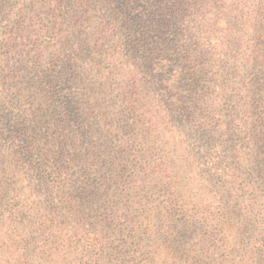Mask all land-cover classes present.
<instances>
[{"label": "trees", "instance_id": "trees-1", "mask_svg": "<svg viewBox=\"0 0 264 264\" xmlns=\"http://www.w3.org/2000/svg\"><path fill=\"white\" fill-rule=\"evenodd\" d=\"M35 193L78 264H264V0H0V232Z\"/></svg>", "mask_w": 264, "mask_h": 264}, {"label": "rangeland", "instance_id": "rangeland-1", "mask_svg": "<svg viewBox=\"0 0 264 264\" xmlns=\"http://www.w3.org/2000/svg\"><path fill=\"white\" fill-rule=\"evenodd\" d=\"M17 0H10V3L16 5ZM42 41V40H41ZM194 164V169H195ZM186 181H191L192 183H197V176L195 174H190L189 172L185 174ZM156 193V192H155ZM159 193L156 194L153 198L145 197L135 198L137 205H144L146 203H153L155 205H160L162 199H158ZM34 197L37 199H42L43 208L51 215V218L55 219V223L52 228L49 229L46 233L42 234L35 233L38 225L33 226L32 215L35 212H28L31 220H20L15 226L16 232H8L6 229L9 227L7 223L3 226L0 232V264H78L75 263L74 259L79 255L80 249H76L73 242L74 239L70 238V235H67L65 232L62 234H56L53 232L55 226H59V229H80L81 235H87L90 237L91 232L94 231L95 223L94 221L87 220L83 224L70 223L67 227H64L62 224H58L60 220L57 218L54 212L49 210L48 202L46 203L45 193H35ZM132 198V200L134 199ZM166 199V198H165ZM46 207V208H45ZM31 215V216H30ZM48 226H52L49 224ZM77 233H73L76 235ZM176 236V232L173 233ZM199 232L193 235L190 239H185V248L186 249H195L196 244L199 240ZM46 241L50 248L54 251L52 255L48 257H40L37 255L41 243Z\"/></svg>", "mask_w": 264, "mask_h": 264}]
</instances>
